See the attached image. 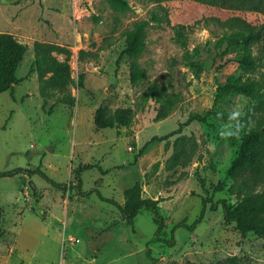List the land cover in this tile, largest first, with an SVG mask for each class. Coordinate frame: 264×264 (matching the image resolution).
<instances>
[{
  "label": "rangeland",
  "instance_id": "374dc122",
  "mask_svg": "<svg viewBox=\"0 0 264 264\" xmlns=\"http://www.w3.org/2000/svg\"><path fill=\"white\" fill-rule=\"evenodd\" d=\"M125 1L119 8L108 0H0V32L28 46L15 71L20 80L0 92V171L39 168L0 177V264H264V239L251 231L241 234L224 221L220 203L214 210L206 203L192 231L177 225L190 224L204 198L236 203L228 190L237 180L264 192L257 155L232 167L240 153L252 152L237 144L235 122L252 114L255 122L261 119L260 99L231 93L213 107L216 77L256 79L264 92V59L245 70L232 59L244 54L243 47L225 39L236 30L226 25L230 19L238 16L257 26L264 13L199 0ZM143 20L148 22L143 49L131 55L130 34ZM36 40L69 48L74 80L84 72L83 87L70 86L72 105L51 95L43 109L33 70ZM261 47L251 45L255 57ZM226 58L232 61L225 63ZM131 62L141 70L136 83L130 81ZM151 86L163 101L176 96L164 118L156 119L162 101L146 96ZM50 105L53 110L46 111ZM118 107L129 108V126L94 124L97 108ZM211 108L208 123L184 125L168 137V147L165 140L151 141ZM234 112L239 116L232 119ZM180 136L177 161L168 163ZM84 164L96 167L80 170ZM41 173L56 184L72 185L63 190ZM135 182L142 197L165 198L158 203L162 240L150 242L157 225L149 210L140 209L129 224L102 199L123 204V191ZM218 184L221 189L215 190Z\"/></svg>",
  "mask_w": 264,
  "mask_h": 264
},
{
  "label": "trees",
  "instance_id": "16d2710c",
  "mask_svg": "<svg viewBox=\"0 0 264 264\" xmlns=\"http://www.w3.org/2000/svg\"><path fill=\"white\" fill-rule=\"evenodd\" d=\"M113 6L124 8L127 6L125 0H108ZM201 2L210 4H222L229 6H237L242 8H249L255 11H261L264 13V0H199ZM153 20L159 19L156 15L152 16ZM148 22L146 20L140 21L135 25L133 32H131L129 37V45H127L126 50L131 55H138L142 49L143 44L141 42V36ZM227 26L235 27L236 30L227 34L225 39L228 40V45H239L243 47L244 54L239 57H232V59L241 63L245 70H254L257 66V61L259 59H264V22L257 26H253L246 22L242 18L236 16L230 19ZM181 27V26H178ZM254 43H261V55L255 57L251 52V45ZM34 62L33 70L36 71L39 80L40 95L43 98L42 107L44 109L47 102V98L51 95H55V102L64 103L72 105L74 97L71 94L70 86L76 85L83 87L84 85V72H80L77 79L71 76V70L68 63L71 51L69 48L52 42L46 41H34L33 45ZM28 46L26 43L18 41L9 32H0V92L7 90L12 87L13 84L17 83L20 79L16 77L15 71L22 60ZM81 55H85V52L81 51ZM56 54H64L63 60H59ZM230 58H226L225 63L232 61ZM141 75V70L137 68L131 62L130 65V81L131 83H136ZM217 86L214 96L213 107L226 101V95L231 93L240 94L251 99H260V103L264 106V92L262 91V86L256 79L247 80H232V79H222L216 77ZM12 94V91H10ZM146 96L155 98L159 102L162 101L161 110L156 116V119L164 118L171 111L172 106L175 104V97L167 98L165 101L160 97V91L157 87L151 86L147 91ZM145 96V97H146ZM53 110V105H50L46 111L51 112ZM264 112V111H263ZM213 108L207 110L203 114L194 113L188 116V118L182 122L178 128L172 132L166 133L161 136H153V140H165V146H169L168 137L173 133H178L181 131L182 127L189 124L193 120L201 123H208L211 115H213ZM254 121V122H253ZM94 124L99 128H111L115 125L119 126H129L131 123V112L129 108L118 107L114 111H109L104 108H97L93 116ZM253 122V123H252ZM237 134L235 135L237 144L246 154L240 153L232 162V167L240 165L241 158L247 157L248 155H257V167H264V115L261 119L255 122L254 115L249 118L245 115L243 119H237L236 122ZM241 127L238 129L237 125ZM256 134L253 137V135ZM182 136L178 137L174 141L173 149L171 155L168 157L167 162L176 163L178 157V142ZM254 143H259V150H253L251 147ZM245 159V158H244ZM96 167L95 164H84L80 167L82 169H90ZM25 171L31 173L32 171H39V168L35 170H27L19 167L11 171H0V177L13 176L15 173ZM42 174V173H41ZM45 179L49 182L57 185L61 189L65 190L70 188L72 182L68 185H60L54 183L45 174H42ZM261 175H264L262 173ZM221 184L215 187V190H220ZM228 192L237 197V202L230 204L224 199L214 201L212 198H204L202 200L203 208L198 216L190 223L186 224L184 222H179L178 226L186 227L188 230L192 231L196 224H198L204 214L206 203L210 202V209H216L218 203L222 206L223 219L226 222H233L235 229L241 233L246 234L251 231L257 236L264 239V226L260 224L261 216L264 214V192H255L247 181L235 182L231 187H229ZM123 204L119 202L102 197L103 200L109 201L114 204L120 211L122 217L127 223L131 224L134 217L139 212L140 209H147L152 213V219L156 223L157 228L154 236L151 238L150 242L155 240H162L159 236L160 231L164 228V218L158 212V203L165 198H152V197H142L141 196V184L140 182H135L131 186L127 187L123 191ZM177 226V227H178Z\"/></svg>",
  "mask_w": 264,
  "mask_h": 264
},
{
  "label": "clouds",
  "instance_id": "9594fccd",
  "mask_svg": "<svg viewBox=\"0 0 264 264\" xmlns=\"http://www.w3.org/2000/svg\"><path fill=\"white\" fill-rule=\"evenodd\" d=\"M238 116H239V113H238V112H234V113H232L231 118H232V119H235V118L238 117ZM240 127H241V126L238 124V125H237V128L239 129ZM221 135L224 136V135H227V134L222 132Z\"/></svg>",
  "mask_w": 264,
  "mask_h": 264
},
{
  "label": "water",
  "instance_id": "95a60500",
  "mask_svg": "<svg viewBox=\"0 0 264 264\" xmlns=\"http://www.w3.org/2000/svg\"><path fill=\"white\" fill-rule=\"evenodd\" d=\"M47 149H48V150H50L51 148H50V147H48Z\"/></svg>",
  "mask_w": 264,
  "mask_h": 264
}]
</instances>
